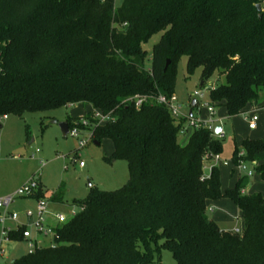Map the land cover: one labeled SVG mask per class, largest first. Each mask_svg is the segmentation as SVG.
I'll use <instances>...</instances> for the list:
<instances>
[{
	"label": "trees",
	"instance_id": "1",
	"mask_svg": "<svg viewBox=\"0 0 264 264\" xmlns=\"http://www.w3.org/2000/svg\"><path fill=\"white\" fill-rule=\"evenodd\" d=\"M157 34L147 67L145 45ZM183 57L188 74L202 70V88L216 81L210 103L229 117L259 106L264 0H124L120 7L115 0H0V119L78 104L111 114L104 126L91 112L85 118L93 141L111 140L110 160H124L129 171L121 189L92 188L72 203L82 209L57 227L54 247L8 264H159L162 250L177 264H264V195L243 193L246 176L223 190L219 167L201 181L206 156L222 155L224 140L201 128L181 144L185 119L163 105L137 110L127 101L174 95ZM74 121L67 118L69 130L81 128ZM240 160L257 164L264 181V139L235 147L233 165ZM64 195L60 187L51 202ZM40 197L39 188L31 198ZM221 198L240 210L241 234L208 217V202ZM10 237L22 241L21 232Z\"/></svg>",
	"mask_w": 264,
	"mask_h": 264
},
{
	"label": "rangeland",
	"instance_id": "2",
	"mask_svg": "<svg viewBox=\"0 0 264 264\" xmlns=\"http://www.w3.org/2000/svg\"><path fill=\"white\" fill-rule=\"evenodd\" d=\"M123 2L124 0H115V5L120 7ZM160 38L161 34H157L145 45L148 52L147 67L151 65L152 50ZM187 61L188 58L183 57L178 63L175 94L179 103L185 108L195 100L196 92L204 95L200 103L202 112L195 111V116L207 121L212 120L216 124L222 122L226 132L222 156L230 158L235 147L242 148L245 139H264L263 111L259 112L261 126L255 131L249 129L243 115L229 117L225 107L216 106V115L209 116L203 105L210 102V87L216 85V81H209L202 88V70L188 74ZM262 106L264 100L258 107ZM88 111L90 110L79 105H69L48 112L26 113L22 118L15 115H9L6 119L2 117L0 119L2 126L0 128V197L14 195L35 179L39 181L42 197L46 200H51L53 193L60 187L65 189L63 203H52L50 210L69 215L72 203L85 200L92 188L105 192L121 189L129 179L128 166L124 160H110L114 150L111 140L105 139L100 146H97L92 139L88 141L86 147L80 148L77 139L70 135L64 137L61 131L60 124L66 122L68 117H76L74 123L78 124L80 119L92 113H87ZM180 142L184 144V138H181ZM37 150L40 152L37 153ZM33 155H35L34 159ZM219 168L223 186L226 189L232 187L235 184V177L229 176L228 169L222 166ZM250 168L253 169L252 166ZM253 192L264 194V181L256 173L243 190L246 194ZM37 201V198H19L9 211L17 213L20 216L19 222H24L23 214L28 210H35ZM207 214L224 231L234 232L243 228L238 207L229 199L209 201ZM2 215L0 213V218ZM15 225L7 222V226ZM1 231L0 224V234ZM43 245L53 247L54 241L52 238H47ZM28 252L24 242L10 243L4 263L19 259ZM159 264H177V262L169 251L162 250Z\"/></svg>",
	"mask_w": 264,
	"mask_h": 264
},
{
	"label": "built area",
	"instance_id": "3",
	"mask_svg": "<svg viewBox=\"0 0 264 264\" xmlns=\"http://www.w3.org/2000/svg\"><path fill=\"white\" fill-rule=\"evenodd\" d=\"M211 91V87H210ZM195 100L197 101V108L195 111L198 113L202 112L200 103L204 98L202 93H195ZM127 101L132 102L137 110H140L146 103H156L165 106L175 119H185L186 126L181 130V136L187 137L192 134L194 130L201 128L208 129L211 132V136L216 140H224L226 137V132L223 128L222 122L216 124L212 120H203L196 117L192 110V106L185 108L179 103V99L176 94L172 96H166L159 93L158 95H136L129 98ZM210 117L216 115L215 107L216 105L206 103L203 105ZM192 111V116L190 115ZM264 112V106L253 107L249 111L243 113L245 122H247L248 127L251 131H255L260 127L261 118L259 112ZM92 120L96 121V126H104L108 123L114 121L111 114H103L101 111H93L91 114ZM7 118V117H4ZM81 128H73L69 130V135L78 140L80 148L87 146L88 141H92L93 134L90 129V120L86 118L80 119ZM220 126L221 131L217 134L215 132L216 128ZM40 150H37L39 153ZM245 156V152L241 151L239 153V158ZM35 158V155L32 157ZM206 162L203 167V175L201 181H206L211 176L212 168L222 166L224 168L233 167L234 171L239 175H244L249 179L253 177L255 171L254 168L257 164H247L243 160L239 161V164L234 166L232 160H226L222 155L208 154L206 156ZM211 161V162H209ZM83 165V164H82ZM44 166V165H43ZM252 166L253 169L250 168ZM40 188V183L38 180L33 179L29 184L22 187L14 195L7 197H0V213L3 215L0 218V224L2 225V231L0 234V264L4 263L7 258V247L13 242H24L28 247V254H33L36 250L40 248H45L43 242L47 238L56 237V229L59 225L66 224L69 222L82 207L73 206L69 212V215H65L60 212H51V200H46L44 197L38 198L37 207L35 210H28L23 214L24 222H19L20 216L15 212H10V208L17 202L19 198L31 197L38 192ZM77 209V210H76ZM7 222H12L16 224L14 227L7 226ZM243 230H235L234 233L241 234ZM22 233V241L13 240L10 236L12 233ZM55 246V244H54ZM53 246V247H54Z\"/></svg>",
	"mask_w": 264,
	"mask_h": 264
},
{
	"label": "crops",
	"instance_id": "4",
	"mask_svg": "<svg viewBox=\"0 0 264 264\" xmlns=\"http://www.w3.org/2000/svg\"><path fill=\"white\" fill-rule=\"evenodd\" d=\"M79 106H82L83 108H85V109H89L90 111H88L87 113H90V112H93V110L91 109V107H89V106H87V107H84L83 105H81V104H78ZM77 105V106H78ZM75 106V105H74ZM194 114H195V112H194ZM85 115V114H84ZM82 117V116H81ZM72 118H76V117H72ZM4 119H6V118H4ZM247 123V122H246ZM260 126H261V124H260ZM189 137L190 136H187V137H184V143L186 144L187 142H188V139H189ZM113 152H114V150H113ZM223 158L224 159H226V160H232V156L230 157V158H228V157H225V156H223ZM226 169H228L229 170V172H230V174H229V176L231 177V178H234L235 177V184H236V182L238 181V179L239 178H241V177H244V175H239L238 173H236L235 171H234V169H233V167H227ZM235 184L232 186V187H230V188H233L234 186H235ZM222 186H223V184H222ZM229 189V188H228ZM223 190H226V188L223 186ZM253 193H260V192H253ZM253 193H247V194H253ZM262 195H264L263 193H261ZM53 203V202H52ZM52 203H51V205H52ZM16 204V203H15ZM14 204V205H15ZM13 205V206H14ZM239 210V209H238ZM56 213V212H55ZM239 218L241 219V213H240V210H239ZM213 220V219H212ZM214 221V220H213ZM241 221H242V219H241ZM243 223V222H242ZM244 229V224H243V228L242 229H236V230H243Z\"/></svg>",
	"mask_w": 264,
	"mask_h": 264
},
{
	"label": "water",
	"instance_id": "5",
	"mask_svg": "<svg viewBox=\"0 0 264 264\" xmlns=\"http://www.w3.org/2000/svg\"><path fill=\"white\" fill-rule=\"evenodd\" d=\"M258 9H259V10L261 9V6H260V5H258ZM168 65H169V62L167 63V67H168ZM202 85H203V83H201V87H202ZM196 104H197V101H196V100H193L192 103H191L192 108H194V107L196 106ZM190 115L192 116V111H191ZM1 127H2V126L0 125V128H1ZM60 128H61V131H62L64 137H68V136H69V127H68L67 123L64 122V123L60 124ZM220 131H221V127L218 126V127L216 128L215 132L218 134ZM94 143H95L97 146H100V145H101V144L98 143V142H94Z\"/></svg>",
	"mask_w": 264,
	"mask_h": 264
}]
</instances>
